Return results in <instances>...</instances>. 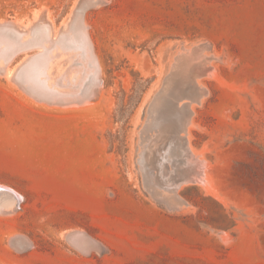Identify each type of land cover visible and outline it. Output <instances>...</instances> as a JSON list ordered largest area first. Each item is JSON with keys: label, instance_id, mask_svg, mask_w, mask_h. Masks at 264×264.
Returning <instances> with one entry per match:
<instances>
[{"label": "rangeland", "instance_id": "374dc122", "mask_svg": "<svg viewBox=\"0 0 264 264\" xmlns=\"http://www.w3.org/2000/svg\"><path fill=\"white\" fill-rule=\"evenodd\" d=\"M0 23V264H264V0H0Z\"/></svg>", "mask_w": 264, "mask_h": 264}, {"label": "bare ground", "instance_id": "6f19581e", "mask_svg": "<svg viewBox=\"0 0 264 264\" xmlns=\"http://www.w3.org/2000/svg\"><path fill=\"white\" fill-rule=\"evenodd\" d=\"M79 37H81V35L79 36ZM81 39H82V37H81ZM80 41V40H79ZM38 42V41H37ZM76 43H78V42H76ZM86 44V43H85ZM10 53V52H9ZM85 55V54H84ZM215 72V71H214ZM38 75V74H37ZM193 75V74H192ZM38 76H36V78H37ZM36 78H35V80H36ZM41 81H42V79H40ZM39 80V81H40ZM39 81H37L36 80V82H39ZM41 81H40V83H41ZM44 82V81H43ZM43 82H42V84H43ZM182 83V82H181ZM36 84V83H35ZM199 87V86H198ZM47 89V88H46ZM206 91V90H205ZM202 96V95H201ZM153 107V106H152ZM190 116V115H189ZM190 119V118H189ZM186 121V120H185ZM184 126V125H183ZM187 126V125H186ZM184 129V128H183ZM181 133V132H180ZM186 144V143H185ZM180 149V148H179ZM152 150V149H151ZM185 150H187V149H185ZM180 151V150H179ZM187 152H190V151H188L187 150ZM179 153V152H178ZM191 154V153H190ZM192 155V154H191ZM198 155V154H197ZM181 156V155H180ZM197 157V156H196ZM200 157H202L201 155H200ZM194 158V157H193ZM172 159V158H171ZM196 159H198V158H196ZM195 159V160H196ZM202 160V159H201ZM200 160V161H201ZM167 161V160H166ZM187 163L186 164H188V161L187 160H185ZM194 163V162H193ZM164 164H165V162H164ZM180 169V168H179ZM169 170V169H168ZM179 171V170H178ZM205 174V173H204ZM171 176V175H170ZM193 177H195V176H193ZM171 178H173V177H171ZM193 179V178H192ZM195 179V178H194ZM176 180V179H175ZM186 180V179H185ZM182 181V180H181ZM187 181V180H186ZM185 181V182H186ZM182 182H184V181H182ZM191 182V181H190ZM171 183V182H170ZM173 187V186H172ZM0 188L1 189H4L5 191H7V192H10V193H13V195H14V198H13V200H10V201H6L5 202V197L3 198V201H2V203H1V205H0V214H6L7 213V215H8V213L10 212V211H13V209L16 207V204H17V202H18V198H19V201L21 200V196L19 195V194H17V192H15V191H13V190H11L9 187L7 188V186H3V185H0ZM9 194V193H8ZM7 197V196H6ZM12 197V196H11ZM0 200H1V198H0ZM12 214V213H11Z\"/></svg>", "mask_w": 264, "mask_h": 264}, {"label": "water", "instance_id": "95a60500", "mask_svg": "<svg viewBox=\"0 0 264 264\" xmlns=\"http://www.w3.org/2000/svg\"><path fill=\"white\" fill-rule=\"evenodd\" d=\"M11 27V25L9 23H0V31H4V30H7ZM1 192H5L4 189H1L0 188V193ZM18 202H19V198H18ZM18 202H17V205H16V208L18 207Z\"/></svg>", "mask_w": 264, "mask_h": 264}]
</instances>
